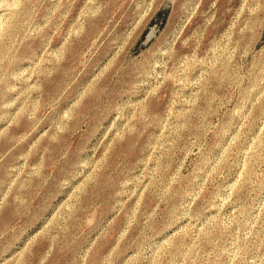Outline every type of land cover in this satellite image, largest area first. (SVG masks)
I'll use <instances>...</instances> for the list:
<instances>
[{
    "label": "rangeland",
    "instance_id": "1",
    "mask_svg": "<svg viewBox=\"0 0 264 264\" xmlns=\"http://www.w3.org/2000/svg\"><path fill=\"white\" fill-rule=\"evenodd\" d=\"M0 264H264V0H0Z\"/></svg>",
    "mask_w": 264,
    "mask_h": 264
},
{
    "label": "water",
    "instance_id": "2",
    "mask_svg": "<svg viewBox=\"0 0 264 264\" xmlns=\"http://www.w3.org/2000/svg\"><path fill=\"white\" fill-rule=\"evenodd\" d=\"M149 36H150V33L145 37V40H147L149 38Z\"/></svg>",
    "mask_w": 264,
    "mask_h": 264
}]
</instances>
